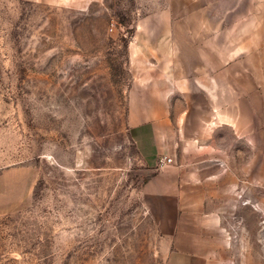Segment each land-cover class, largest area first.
Returning <instances> with one entry per match:
<instances>
[{
  "label": "rangeland",
  "instance_id": "obj_1",
  "mask_svg": "<svg viewBox=\"0 0 264 264\" xmlns=\"http://www.w3.org/2000/svg\"><path fill=\"white\" fill-rule=\"evenodd\" d=\"M260 110L264 0H0V264H263ZM177 213L227 247L168 248Z\"/></svg>",
  "mask_w": 264,
  "mask_h": 264
},
{
  "label": "crops",
  "instance_id": "obj_2",
  "mask_svg": "<svg viewBox=\"0 0 264 264\" xmlns=\"http://www.w3.org/2000/svg\"><path fill=\"white\" fill-rule=\"evenodd\" d=\"M237 66L231 65V64L228 66H224V68L222 69V72L232 74V72L239 71L241 74L244 73V69L242 65H237ZM205 82L206 81H202V85H204V88H206L210 84V82H206V83ZM259 105L261 106V103L256 102L255 109H257L258 112H259ZM231 114H232V111L223 113L222 111L218 110L217 111V117H218L217 122H223L226 124L228 123L232 126L234 125V127L237 130H240V128H243L244 122H246V118H247L244 115V113H243V117L240 118L238 123L234 120L233 117H231ZM259 114H261L260 118L263 119L262 117L264 116V113L262 114V110H260ZM217 122L212 121L208 125L211 126L213 124H216ZM245 131H247V129ZM132 135L147 165L159 166V162L161 158H163L164 156L168 157V154H166V149H165V146L163 145V142L161 143L158 142V135L156 132L155 124L147 122L145 124L136 125L132 129ZM174 178L175 177H171L170 181L173 182ZM217 216L222 217V215L220 214H217ZM240 216H243V214H240ZM177 221H178V213L176 214V216L172 214L171 220H169V222L167 223L166 238H168L169 240V245H167L168 248L173 249V250H181L184 248L196 250V249H202V248L218 249L222 247H227L226 241L223 239L224 238L223 232H221L223 237L219 238V236H217V238H219L220 240L216 239L217 242L215 241L213 242V239L209 235L211 231L208 232L209 228L208 230H205V227H207V223H208L207 221L199 223L200 226L198 228H194L193 231L189 233H182L180 228H178L177 226ZM206 233H207V236L209 235L208 241L206 240V236L204 235ZM182 234H188V235L183 236ZM179 255H180V252H174V254L172 253L171 258L173 259L174 257H176L177 259ZM194 255H197L199 258L197 256H193V257L191 256L188 259V264H193V261L194 260L197 261V259H198L197 264H220L216 262L212 257L208 256L206 257L207 259L201 260V257L197 253H195Z\"/></svg>",
  "mask_w": 264,
  "mask_h": 264
},
{
  "label": "built area",
  "instance_id": "obj_3",
  "mask_svg": "<svg viewBox=\"0 0 264 264\" xmlns=\"http://www.w3.org/2000/svg\"><path fill=\"white\" fill-rule=\"evenodd\" d=\"M171 162H172V158L163 157V158H161V160L159 162V167L160 168L166 167Z\"/></svg>",
  "mask_w": 264,
  "mask_h": 264
}]
</instances>
